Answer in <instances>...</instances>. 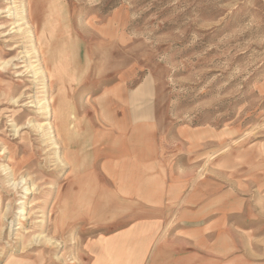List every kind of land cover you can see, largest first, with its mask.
I'll return each instance as SVG.
<instances>
[{"label":"rangeland","instance_id":"1","mask_svg":"<svg viewBox=\"0 0 264 264\" xmlns=\"http://www.w3.org/2000/svg\"><path fill=\"white\" fill-rule=\"evenodd\" d=\"M106 20L126 37L117 61L152 74L141 89L158 120L224 133L229 151L264 141V0H0V86L11 88L6 98L0 92V264H82L75 242L51 234L65 167L50 99L62 86L66 106L82 104L87 88L69 73L84 67L68 58L83 60L88 27ZM73 32L77 40L65 39ZM114 80L109 70L95 86ZM64 113V123L76 120ZM260 205L246 226L254 229L246 264H264V198Z\"/></svg>","mask_w":264,"mask_h":264},{"label":"crops","instance_id":"2","mask_svg":"<svg viewBox=\"0 0 264 264\" xmlns=\"http://www.w3.org/2000/svg\"><path fill=\"white\" fill-rule=\"evenodd\" d=\"M107 20L88 27L83 60L68 58L84 67L69 76L87 89L81 105L67 106L76 120L62 127L65 180L51 234L75 242L82 264H246V226L264 198V141L229 151L224 133L158 120L141 89L152 74L117 61L126 37ZM109 70L114 82L96 88ZM112 91L120 95L107 104Z\"/></svg>","mask_w":264,"mask_h":264},{"label":"bare ground","instance_id":"3","mask_svg":"<svg viewBox=\"0 0 264 264\" xmlns=\"http://www.w3.org/2000/svg\"><path fill=\"white\" fill-rule=\"evenodd\" d=\"M12 64V63H11ZM12 66H14V64H12L10 67H12ZM49 67V66H48ZM3 70V69H2ZM2 73H4V72H2ZM15 77H18V75H16ZM52 80H51V83H52V81H53V76H52V78H51ZM62 84V83H61ZM10 86H8V84H5L3 87H1L0 86V92H1V95L2 96H4L5 98L10 94L9 92H10ZM64 89H63V87L62 86H60V88H58V90L56 91V95H54V97H51V104H52V108L50 107V109H48L49 107H47V109L48 110H50V112H51V114H53L54 115V118H55V121H56V126L55 127H53L52 129H54L52 132H54L55 134V136H57V137H60L61 138V134H62V127H63V124H64V122L66 121V118L68 117L67 115H63V114H65L64 112L66 111V109H67V106H66V101L64 100H62V98L64 97ZM119 95H120V92H116V93H114V92H112V93H110V96L111 97H119ZM24 97V96H23ZM22 97V98H23ZM21 98V97H20ZM19 98V99H20ZM18 99V100H19ZM17 100V99H16ZM14 101L15 103L17 102V101ZM13 102V103H14ZM19 102H22V101H19ZM49 103V102H48ZM30 104V102H27V103H25V104H23V107L26 109V108H30V107H32L31 105H29ZM50 104V103H49ZM16 106V105H15ZM18 107V106H17ZM22 107V108H23ZM46 109V110H47ZM28 112V111H27ZM47 112V111H46ZM66 116V117H65ZM9 118H11V122L14 124L15 122H17V118L15 119V112H10V115L8 116ZM4 149V148H3ZM7 151V150H6ZM14 150L12 151L11 150V152H10V154L8 155L9 156V158H8V160H10V161H12L13 163H15V161H14ZM3 154H4V152H3ZM20 161H18V163H19ZM7 170V169H6ZM10 170H11V168H10ZM14 171H16V164H14L13 165V170H12V173L14 172ZM10 173V172H9ZM17 173V172H16ZM70 197V196H69ZM91 197V196H90ZM64 202H66V201H64ZM62 206V205H61ZM66 207V206H65ZM63 211V210H62ZM62 216H63V214H62ZM94 254V253H93Z\"/></svg>","mask_w":264,"mask_h":264}]
</instances>
